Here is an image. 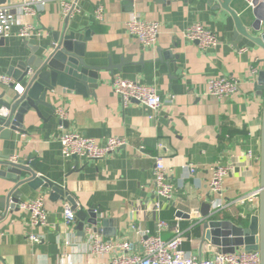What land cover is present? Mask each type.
I'll return each mask as SVG.
<instances>
[{
    "label": "crops",
    "instance_id": "crops-1",
    "mask_svg": "<svg viewBox=\"0 0 264 264\" xmlns=\"http://www.w3.org/2000/svg\"><path fill=\"white\" fill-rule=\"evenodd\" d=\"M99 6L103 20L95 15ZM231 7L241 14L247 4L233 0ZM133 15L161 24L155 46H143L128 32L126 22ZM29 20L44 34L36 42L25 40L17 36L18 27H14L10 36L0 39V74L9 75L33 53L40 56L50 48L53 34L66 28L82 34L90 31L85 47L87 62L111 69L99 72L98 86L88 87L87 94L57 86L47 97L53 107L39 105L41 115L34 110L25 115V132L2 131L0 161L8 156L10 160L16 157L28 164L34 162L39 175L63 185L85 212L98 210L102 218L111 220L106 234L98 233L129 241L131 252L141 253L140 236L134 227L155 231L158 216L149 210L157 199L153 157L161 154L175 192L172 200H161L159 216L179 223L185 235L184 250L213 257L216 253L202 247L203 228L194 213L205 202L211 204L212 213L229 214L234 221L249 222L255 212L254 203H236L214 212L208 184L211 166L220 163L232 166L224 180L226 201L234 202L260 189L264 92L255 85L264 69V48L247 39L236 47L233 17L216 8V1L208 0H80V10L69 20L62 13V0H47L45 8ZM198 22L216 33V47L204 51L183 37L182 32ZM113 76L155 86L163 99L162 107L154 112L137 101L124 104L112 89ZM219 76L237 78L238 92L223 98L205 96L207 80ZM20 86L23 88V83ZM5 89L9 87L0 84V100ZM59 106L68 112L67 130L94 138L101 145L108 137L117 136L124 138L126 145L98 160L64 157L55 112ZM189 165L196 168L194 174L189 173ZM1 171L5 172L6 166L0 162ZM26 176L24 172L22 178ZM15 185L0 174V201ZM18 189L23 193L21 201L44 198L47 223L32 226L28 211H9L0 219V264H109L119 253L91 254L90 234L83 235L76 222L67 224L64 220L69 203L65 199L51 198L44 187L33 189L22 184ZM88 225L86 222L85 228ZM33 234L41 240L31 241ZM172 236L170 229L162 232L164 239Z\"/></svg>",
    "mask_w": 264,
    "mask_h": 264
},
{
    "label": "built area",
    "instance_id": "built-area-1",
    "mask_svg": "<svg viewBox=\"0 0 264 264\" xmlns=\"http://www.w3.org/2000/svg\"><path fill=\"white\" fill-rule=\"evenodd\" d=\"M248 7H260L263 1L244 0ZM47 0H23L19 3H11L8 0L0 3V39L10 36L14 27L17 36L22 39L30 40L42 37L44 30L34 25L29 18L37 15L45 8ZM264 9V6H261ZM80 10V0H62V13L65 17H72ZM95 15L99 20H103V8L101 6L95 9ZM264 25V22H263ZM128 32L136 37L143 46H155L160 32L161 24L158 21L141 19L136 15L131 16L126 22ZM183 37L195 42L202 50H208L219 44L216 33L202 23H195L188 26L183 32ZM245 49V48H243ZM242 49V50H243ZM253 73L257 71L253 68ZM239 80L234 77H212L207 80L206 89L203 92L205 96L216 98L229 97L236 94L239 90ZM0 84L5 87L14 85L20 93L23 88L12 75L0 74ZM113 91L119 95L124 104L129 101H137L146 105L152 111H158L163 104V99L155 86L144 85L139 82L113 76L111 80ZM172 95L169 99L172 100ZM55 112L60 120L59 141L61 151L64 157H84L88 160H98L117 152L126 145V140L117 136H110L106 143L101 145L98 140L88 137L82 133L69 131L65 127L68 118V112L65 108L59 106ZM0 115L8 116L9 111L0 107ZM159 147H163L159 144ZM153 180L155 185L156 201L151 212L157 216L155 231L134 227L140 236V245L142 252L133 253V244L120 238H104L100 233L95 232L92 226L85 228L86 233L90 234V253L94 255H107L114 251L115 254L109 264H261V254L259 250L247 251L239 249L234 253L215 254L211 258L196 256L182 248L185 235L178 222L170 223L161 218L159 214L162 210L161 200H172L175 192V185L168 176V166L165 162V156L158 154L153 157ZM17 162L16 157L12 158ZM189 173L194 174L196 168L192 165L187 166ZM212 176L209 180V193L211 195L212 208L219 211L223 208H230L233 204H253L259 196L260 190L253 191L232 201L224 199V180L231 173L232 166L220 163L213 164L210 168ZM19 208L28 211L30 214V223L32 226H42L47 223V210L42 196L27 201H20ZM245 217L244 213H241ZM76 212L72 209L70 203L64 208V220L67 224H74ZM170 229L173 236L169 239L162 237V232ZM30 240L39 242L41 236L31 235Z\"/></svg>",
    "mask_w": 264,
    "mask_h": 264
},
{
    "label": "water",
    "instance_id": "water-1",
    "mask_svg": "<svg viewBox=\"0 0 264 264\" xmlns=\"http://www.w3.org/2000/svg\"><path fill=\"white\" fill-rule=\"evenodd\" d=\"M6 1L0 0V3ZM214 1H216V8L226 10L234 19L233 44L236 47L239 42L247 39L260 48H264V9L261 7L264 6V0H261L263 4L260 7L247 6L241 14L231 7L233 0H208L209 3ZM69 18L67 17V20ZM89 37L90 31L85 34L68 28L57 31L53 34L49 49L43 51L40 56L33 53L9 72V75L14 76L19 83H23V92L20 93L14 85L8 86L9 89L3 92L0 104L9 111V115H0V133L6 129L25 132L26 128L23 126L25 115L31 110L41 115L39 105L53 107L47 102V97L49 93L56 90L57 86L69 92L76 91L81 94H87L88 87L98 86L99 72L110 70L111 66H99L87 62L85 47ZM34 41L36 42V39ZM255 87L261 93L264 92V69L259 72ZM6 95H8L7 98ZM260 161V193L254 200L255 212L250 216L247 225L235 223L230 219L213 218L215 213L211 212L209 202H205L200 211L194 213V216L201 220L203 228L201 242L205 250L208 249L217 254L234 253L241 248L247 251L259 250L261 264H264V115ZM0 162L6 166V171H1L0 174L16 182L12 192L5 200L0 201V219L9 211L19 209L18 205L23 193L18 188L22 184H28L33 189L47 188L51 198H61L69 202L72 209L77 212L75 222L77 229L83 235H86V222L95 232L106 234L105 227L111 220L102 218L101 211L98 210L92 209L85 212L83 206H79L75 197L63 185L39 175L35 170L34 162L30 164L24 161L15 162L8 156ZM24 172L27 176L22 178ZM87 214L88 218H86Z\"/></svg>",
    "mask_w": 264,
    "mask_h": 264
},
{
    "label": "trees",
    "instance_id": "trees-1",
    "mask_svg": "<svg viewBox=\"0 0 264 264\" xmlns=\"http://www.w3.org/2000/svg\"><path fill=\"white\" fill-rule=\"evenodd\" d=\"M213 218L230 219V220H232V217L229 214H226V213H223V214L222 213H215L213 215ZM232 221H234V220H232ZM234 222L243 223L244 225H247L248 224V222L246 220H241V219H238V220H236Z\"/></svg>",
    "mask_w": 264,
    "mask_h": 264
}]
</instances>
